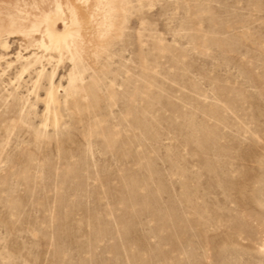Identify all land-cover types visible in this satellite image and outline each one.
Segmentation results:
<instances>
[{
	"label": "rangeland",
	"instance_id": "rangeland-1",
	"mask_svg": "<svg viewBox=\"0 0 264 264\" xmlns=\"http://www.w3.org/2000/svg\"><path fill=\"white\" fill-rule=\"evenodd\" d=\"M54 1L0 0V264H264V0H88L44 51Z\"/></svg>",
	"mask_w": 264,
	"mask_h": 264
},
{
	"label": "bare ground",
	"instance_id": "bare-ground-1",
	"mask_svg": "<svg viewBox=\"0 0 264 264\" xmlns=\"http://www.w3.org/2000/svg\"><path fill=\"white\" fill-rule=\"evenodd\" d=\"M87 3L88 0H68L66 1L65 6H63L59 0H55L53 8L50 11L34 16L27 14L26 18L22 19L21 32L24 34V36L32 38L34 33L40 32V27L42 25H46V29L43 31V33H41V40L36 41L33 39V43H35L39 48L44 49V51H49L54 48L60 49L64 44L69 47V39H73L74 37L78 36L83 29L90 30V23L93 15L88 10L86 6ZM99 5L106 6L108 3L107 1L99 0L96 3V7ZM66 12L68 14V21L65 19ZM108 14L109 13L104 14L103 17V24L107 27L111 25L109 23L110 17ZM53 23H62L65 26L64 31H62V33H55L52 31L51 24ZM45 38L48 39V43L46 42ZM1 47L3 50H7L9 48L8 41H3ZM15 58L18 61L23 60L26 62V65L22 66L21 69L20 75H22L28 68L33 66L29 63V60H31V58L37 59V55L24 57L20 52H18ZM0 60H4V57L2 56ZM44 77H48V87L45 89V95L44 97H41L36 94V98L45 104V120L43 127L47 128L51 125L54 128H58L61 124V100L59 92L63 91V87L60 83H57L53 77H49L46 74L44 68H42L38 71V80L34 85L36 89L40 86V79Z\"/></svg>",
	"mask_w": 264,
	"mask_h": 264
}]
</instances>
